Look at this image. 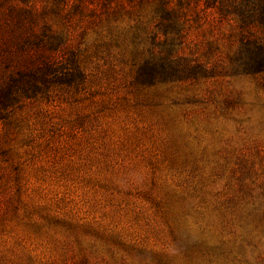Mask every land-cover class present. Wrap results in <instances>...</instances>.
Instances as JSON below:
<instances>
[{"label":"rangeland","instance_id":"1","mask_svg":"<svg viewBox=\"0 0 264 264\" xmlns=\"http://www.w3.org/2000/svg\"><path fill=\"white\" fill-rule=\"evenodd\" d=\"M155 10L0 0V264H264V30Z\"/></svg>","mask_w":264,"mask_h":264},{"label":"trees","instance_id":"2","mask_svg":"<svg viewBox=\"0 0 264 264\" xmlns=\"http://www.w3.org/2000/svg\"><path fill=\"white\" fill-rule=\"evenodd\" d=\"M155 2V15L159 16L160 22L170 28H175L173 19L176 16L185 13L190 6H199L202 11H213L219 21L234 18L236 27L241 33L250 32L257 27L264 30V0H177L176 5H171V0H155ZM34 37L38 43H52L44 40L43 35Z\"/></svg>","mask_w":264,"mask_h":264}]
</instances>
